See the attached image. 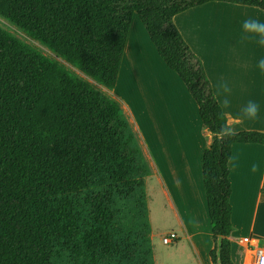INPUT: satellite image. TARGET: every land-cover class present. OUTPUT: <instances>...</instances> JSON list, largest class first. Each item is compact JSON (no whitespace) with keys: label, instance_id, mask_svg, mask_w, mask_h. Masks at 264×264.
Masks as SVG:
<instances>
[{"label":"trees","instance_id":"1","mask_svg":"<svg viewBox=\"0 0 264 264\" xmlns=\"http://www.w3.org/2000/svg\"><path fill=\"white\" fill-rule=\"evenodd\" d=\"M212 1L0 0V17L103 87L115 88L135 15L195 99L213 140L201 154L222 264L232 260L229 161L264 132L229 131L202 60L177 14ZM142 155L120 104L0 26V264H155Z\"/></svg>","mask_w":264,"mask_h":264},{"label":"crops","instance_id":"2","mask_svg":"<svg viewBox=\"0 0 264 264\" xmlns=\"http://www.w3.org/2000/svg\"><path fill=\"white\" fill-rule=\"evenodd\" d=\"M251 8L258 7L212 1L181 12L174 18L175 24L183 38L202 60L216 99L227 117L229 131L231 132L242 130L264 132V73L259 72L256 68L257 60L264 56V46L258 45L255 37L252 34L245 33L241 27L242 22L248 18L264 22V13L254 11L255 9ZM132 34L131 26L121 69L125 66L124 58L126 54H129L130 59L137 61L140 39L141 42L149 46L151 51L153 50L149 43L151 40L150 38L148 39L146 33H141L140 39H137V36L132 39ZM162 68L163 72L173 80V75L166 71L164 67ZM119 79L120 73L114 88L115 93H117L116 88L119 86ZM221 81L228 84L229 93L225 94L221 89L217 88L218 82ZM226 96L229 101L227 105L224 104ZM250 100L255 101L259 105L258 117L254 120L245 118L242 111ZM196 106L199 113L197 103ZM180 137L179 145L185 154L187 155L190 151L196 156L194 163L188 156L186 158L182 157L180 162L176 163L177 169H172V165L168 166V164L163 167L157 161L155 155L152 152L150 153L149 149H147L148 154L146 157L143 155L150 168V173L146 178V190L148 182L150 180L153 181L154 194L157 193L165 197L166 207L171 211L170 213H172V217L178 226L177 229L172 231L177 234L178 238L171 244H165L163 239L158 244L152 229L155 264H213L210 255L213 247L210 244L205 250L204 257L197 250L194 240L196 238V241L202 244V239L198 238L199 231H190L189 229L188 225L194 220V217L190 214V211L193 210H190L192 205L187 201V196H191L195 209H202L203 204L201 201H204L202 199L204 186L201 154L206 147L210 146L213 137L209 130L203 126L201 118H196L195 126L184 130ZM229 168L230 180L232 181V177L241 178L245 181L246 192L249 180L256 179L258 181L256 185V215H254L251 223L243 232L240 228H236L233 225L232 233L236 232V234L242 236H252L259 239V246L264 249V145H233ZM170 171L173 174L169 178L167 172L170 173ZM181 177H184L186 185L181 182ZM172 185L177 188L179 194L184 196V202L180 207L173 196ZM157 189H159V192ZM182 212H186V217L183 216ZM180 233H184L186 240H188V249L190 250L188 252L180 250V246L182 244L184 246ZM230 240L232 242V260L234 264H252V252L255 248L243 243V241ZM161 247L169 251L161 252Z\"/></svg>","mask_w":264,"mask_h":264},{"label":"rangeland","instance_id":"3","mask_svg":"<svg viewBox=\"0 0 264 264\" xmlns=\"http://www.w3.org/2000/svg\"><path fill=\"white\" fill-rule=\"evenodd\" d=\"M251 9L264 13L260 8ZM0 26L22 42L37 47L43 54L56 59L68 70L88 80L95 88L100 89L114 98L120 104L123 114L130 124L142 155L146 157L148 154L147 149H149L150 153L152 152L155 155L157 161L163 167H166L168 164V166L172 165V169H177L176 163H179L182 157L186 158L188 156L192 159V163L196 161L195 155L190 151L186 155L179 145L181 141L180 135L184 130L193 128L196 118L200 119L195 100L177 74L169 70L163 60L158 56L152 42H149L150 47L153 49L152 51L149 46L141 42L139 37L141 33H146L148 39L149 36L138 15L134 16L132 22V39L136 36L137 39H140L137 61L130 59L129 54L125 55V66L120 71L119 88H116L117 93H115V89L109 90L90 79L80 70L56 56L47 47L38 41L30 39L21 29L2 17H0ZM162 67L173 75V80L163 72ZM172 174L171 171L170 173L167 172L169 178ZM180 180L186 185L184 177H181ZM170 182L172 181L170 180ZM231 182L233 185L231 196L234 209L233 225L236 228H240L243 232L251 223L254 215H256V185L258 181L256 179L249 180L247 192L244 186L245 181L241 178L232 177ZM186 189L189 191L188 188ZM157 191L159 192V189ZM172 191L180 207L184 202V196L178 193L174 185H172ZM155 194L153 192V181L150 180L147 185V196L151 228L154 230L156 235L155 239L159 244L162 242L163 237L172 233L178 226L172 217V213H170L171 211L166 207L165 197L157 193ZM187 199L188 203L192 205L190 210L193 209L190 211V214L194 217V220L188 226L190 231H199L198 238L202 239V244L198 243L196 238L194 241L197 245V250L204 257L207 246L209 244L213 248L215 246L205 196L203 193L202 199L204 201H201L203 204L202 209H195V204L191 196H187ZM186 212H182L185 217ZM180 234L182 243H184V246L183 244L180 246V250L182 249L184 252L190 251L185 234ZM246 237L248 236H242L234 232L232 233V237L230 236V239L241 242ZM160 251L167 252L169 250L161 247Z\"/></svg>","mask_w":264,"mask_h":264},{"label":"clouds","instance_id":"4","mask_svg":"<svg viewBox=\"0 0 264 264\" xmlns=\"http://www.w3.org/2000/svg\"><path fill=\"white\" fill-rule=\"evenodd\" d=\"M241 27L245 33L252 34L255 37L256 43L258 45L264 46V22L258 19L248 18L242 22ZM256 68L259 70V72L264 73V56L257 60ZM217 88L221 89L225 94L229 93L230 91L228 84L223 81L218 82ZM228 103L229 101L226 96L224 99V104L227 105ZM242 111L245 118L254 120L258 117L259 105L255 101L250 100Z\"/></svg>","mask_w":264,"mask_h":264},{"label":"built area","instance_id":"5","mask_svg":"<svg viewBox=\"0 0 264 264\" xmlns=\"http://www.w3.org/2000/svg\"><path fill=\"white\" fill-rule=\"evenodd\" d=\"M177 238V234L172 232L167 236L163 237V242L165 244H171L175 242ZM243 242H246V244L255 248V250L252 252V264H264V249L259 246V239H256L252 236H248L244 239Z\"/></svg>","mask_w":264,"mask_h":264},{"label":"water","instance_id":"6","mask_svg":"<svg viewBox=\"0 0 264 264\" xmlns=\"http://www.w3.org/2000/svg\"><path fill=\"white\" fill-rule=\"evenodd\" d=\"M222 246H223V236H219L217 239V250H216L218 264H222V259H221Z\"/></svg>","mask_w":264,"mask_h":264}]
</instances>
